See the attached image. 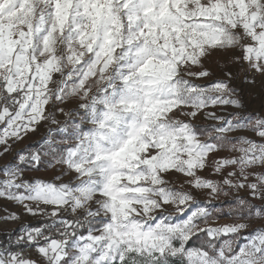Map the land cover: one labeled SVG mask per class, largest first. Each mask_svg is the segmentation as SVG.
I'll return each mask as SVG.
<instances>
[{"label": "snow or ice", "instance_id": "snow-or-ice-1", "mask_svg": "<svg viewBox=\"0 0 264 264\" xmlns=\"http://www.w3.org/2000/svg\"><path fill=\"white\" fill-rule=\"evenodd\" d=\"M42 127L0 264H264V0H0V157Z\"/></svg>", "mask_w": 264, "mask_h": 264}, {"label": "rangeland", "instance_id": "rangeland-1", "mask_svg": "<svg viewBox=\"0 0 264 264\" xmlns=\"http://www.w3.org/2000/svg\"><path fill=\"white\" fill-rule=\"evenodd\" d=\"M215 61H216L215 57H213L212 61H210V63L212 64L213 67L215 66ZM240 87L244 88V90H245V93H246L245 99L249 105V108L250 109L259 108V106H260L259 86H257V88L255 90H249L247 88V86H245L243 84H240ZM58 119L63 120L64 118L61 116V117H58ZM199 122L203 123L204 121H199ZM50 127L55 128L56 125H50ZM46 131H47V128L42 127V128H40L39 131H37L36 133L31 134L29 137H27L22 143L14 144L12 146V150L7 155L0 157V165H3L5 162L12 160L14 158V155H15V152L17 149H21L25 146H29L33 149L41 147L40 140L44 136ZM54 138L56 140L61 139V137L58 135H56ZM219 155H227V153H220ZM201 174L208 176L209 171H204ZM30 175H51V172H48V173L41 172L39 174L31 173ZM174 179L176 180L177 183H181V182H183L185 177L177 176V177H174ZM184 187H185V190H191L188 188V185H186V184L184 185ZM196 194L198 196L204 195L203 193H200V192H197ZM221 199L223 200V199H228V198L221 197ZM0 209H3V210H0V216H3L4 211H7L9 209L12 211H21V209L19 207H17L16 205L12 204L11 202L3 201V200H0ZM40 220H41V218H39V217L34 218V217H30V216L25 215L22 218V220L0 221V234H3V233L11 234L14 230L18 229L21 226L22 222L34 223V222H37ZM217 222L218 223L228 222V218L227 217L222 218L221 220H219Z\"/></svg>", "mask_w": 264, "mask_h": 264}, {"label": "trees", "instance_id": "trees-1", "mask_svg": "<svg viewBox=\"0 0 264 264\" xmlns=\"http://www.w3.org/2000/svg\"><path fill=\"white\" fill-rule=\"evenodd\" d=\"M40 221L34 222L33 224H38ZM9 236V233L0 234V241H5Z\"/></svg>", "mask_w": 264, "mask_h": 264}, {"label": "built area", "instance_id": "built-area-1", "mask_svg": "<svg viewBox=\"0 0 264 264\" xmlns=\"http://www.w3.org/2000/svg\"><path fill=\"white\" fill-rule=\"evenodd\" d=\"M9 235H11V234H9ZM7 239H8V238H7ZM7 239H6V240H7ZM6 240H5V241H6ZM32 255L35 256L36 253H35L34 251H32Z\"/></svg>", "mask_w": 264, "mask_h": 264}]
</instances>
